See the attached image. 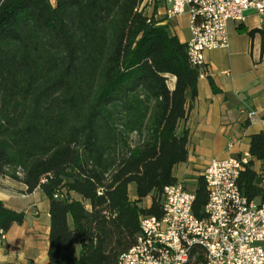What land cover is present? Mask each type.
<instances>
[{
	"label": "trees",
	"instance_id": "1",
	"mask_svg": "<svg viewBox=\"0 0 264 264\" xmlns=\"http://www.w3.org/2000/svg\"><path fill=\"white\" fill-rule=\"evenodd\" d=\"M141 2L0 0V178L48 200L46 264H117L187 160L200 68ZM249 154L264 166V132ZM262 182L250 161L238 187L264 200ZM194 194L203 218L202 176ZM24 220L0 201V233Z\"/></svg>",
	"mask_w": 264,
	"mask_h": 264
},
{
	"label": "crops",
	"instance_id": "2",
	"mask_svg": "<svg viewBox=\"0 0 264 264\" xmlns=\"http://www.w3.org/2000/svg\"><path fill=\"white\" fill-rule=\"evenodd\" d=\"M140 9L160 25H167L181 43L189 42L187 14L169 19L167 5L156 0H142ZM227 33V49L204 53L197 96L180 126L188 131V156L173 168L177 182H195L211 160L250 156V136L264 132V28L259 17L248 12L239 27L228 22ZM249 111L256 113L253 123L247 119ZM250 161L252 170L264 181V166L251 156ZM260 186L264 187V182ZM25 190L19 183L0 178V201L8 209L25 213L21 225L13 224L7 233H0V264L48 261L49 202L40 191L26 194ZM129 193L135 200L133 186Z\"/></svg>",
	"mask_w": 264,
	"mask_h": 264
},
{
	"label": "built area",
	"instance_id": "3",
	"mask_svg": "<svg viewBox=\"0 0 264 264\" xmlns=\"http://www.w3.org/2000/svg\"><path fill=\"white\" fill-rule=\"evenodd\" d=\"M167 18L187 14L190 63L200 69L204 53L227 49L228 22L242 25L252 12L264 28V0H156ZM253 123L255 111L247 112ZM249 155L211 160L203 172L207 190L204 217L192 211L194 190L176 182L163 191V216L139 217L135 245L117 264H264V200L248 199L238 187Z\"/></svg>",
	"mask_w": 264,
	"mask_h": 264
},
{
	"label": "rangeland",
	"instance_id": "4",
	"mask_svg": "<svg viewBox=\"0 0 264 264\" xmlns=\"http://www.w3.org/2000/svg\"><path fill=\"white\" fill-rule=\"evenodd\" d=\"M189 180V179H188ZM187 187H188V189H190V190H194V188H195V182L194 181H188L186 184H185ZM150 202V198H148L147 200H145V201H143V204L141 205L142 207H145V206H147L148 205V203Z\"/></svg>",
	"mask_w": 264,
	"mask_h": 264
}]
</instances>
